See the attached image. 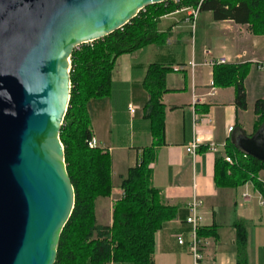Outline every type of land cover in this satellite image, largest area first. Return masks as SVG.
<instances>
[{
    "label": "crops",
    "instance_id": "crops-1",
    "mask_svg": "<svg viewBox=\"0 0 264 264\" xmlns=\"http://www.w3.org/2000/svg\"><path fill=\"white\" fill-rule=\"evenodd\" d=\"M200 18L201 13L192 27L191 10L164 17L159 32L170 31L167 43L119 57L112 73L111 95L89 103L93 139L100 149L109 153L112 164V194L97 201V222L112 226L113 206L123 196V179L139 164L144 151L153 148L150 121L145 112L148 95L143 82L148 68L159 64L173 71L166 78L169 92L162 99L166 108L165 136L164 144L153 149L152 184L166 203L177 209V216L156 234L153 263L195 264L189 248L192 227L186 219L188 206L197 196L203 201L201 227L217 233L216 238H201L200 264H237L233 228L237 221H243L248 229V263L264 264V216L257 217L255 212L257 206L264 208L259 204L255 188L248 183L237 190L218 189L214 182L215 164L225 151L207 150L209 143L238 145L244 133H252L255 103L264 101V36H254L248 26L232 21L215 22L213 16L207 17L206 25L203 21L199 24ZM221 59H225L226 65H251L245 80L248 101L245 112L235 106L234 88L214 86L216 95H208L214 83V67L205 63ZM191 62L197 65L194 70L189 67ZM179 66L187 69L175 72ZM194 95L204 97V101L195 106ZM130 106L137 108L134 115L130 113ZM232 126L234 130L229 133ZM198 137L205 145L193 157L186 152V147ZM99 218L103 219L102 224ZM180 238L183 245L179 244Z\"/></svg>",
    "mask_w": 264,
    "mask_h": 264
},
{
    "label": "trees",
    "instance_id": "trees-1",
    "mask_svg": "<svg viewBox=\"0 0 264 264\" xmlns=\"http://www.w3.org/2000/svg\"><path fill=\"white\" fill-rule=\"evenodd\" d=\"M185 9L211 13L215 22L232 21L248 26L254 36H264V0H175L143 10L130 24L114 34L76 49L71 57V93L67 113L60 133L65 164L71 180L75 205L63 229L55 264H154L155 236L166 223L174 220L177 209L169 206L152 184L154 147L164 144L165 111L163 96L166 78L173 70L159 64L148 68L143 88L148 95L146 118L150 121L153 148L144 151L139 164L130 169L121 183L122 198L113 206L111 227L97 223L96 203L111 197L113 184L111 157L105 150L91 149V118L88 105L104 99L112 92V73L116 60L151 45H164L170 31L159 32L161 20ZM251 65H215L214 85L220 89H235L237 110H248L245 80ZM254 137L264 129V101L254 106ZM227 155L236 160L233 165L219 157L215 164V186L218 189H240L248 183L264 194L260 176L264 164L245 157L237 144L227 146ZM237 264L248 263V229L237 221ZM199 238H216L214 229L199 228Z\"/></svg>",
    "mask_w": 264,
    "mask_h": 264
},
{
    "label": "water",
    "instance_id": "water-1",
    "mask_svg": "<svg viewBox=\"0 0 264 264\" xmlns=\"http://www.w3.org/2000/svg\"><path fill=\"white\" fill-rule=\"evenodd\" d=\"M175 0H0V264H55L75 205L60 133L71 57ZM239 148L264 164V129Z\"/></svg>",
    "mask_w": 264,
    "mask_h": 264
},
{
    "label": "built area",
    "instance_id": "built-area-1",
    "mask_svg": "<svg viewBox=\"0 0 264 264\" xmlns=\"http://www.w3.org/2000/svg\"><path fill=\"white\" fill-rule=\"evenodd\" d=\"M187 10H191V17H192L191 23H192V27H194L196 19H197L198 15H199V9H196V10L187 9ZM206 54L209 55L210 53L207 52ZM224 64H226L225 59H221L220 61H217V62L208 61V62L205 63L206 66H211V67H214L215 65H224ZM189 67L192 70H194V68H196L197 65H196V63L191 62L189 64ZM186 69L187 68L184 67V66H179V67H176L174 70H175V72H184ZM214 86H215L214 83H211V85H210L211 92L208 94L209 96H215L216 95ZM202 101H204V97H201V96H198V95H194L193 96V104L195 106L200 104ZM129 110H130V113L132 115H134L136 113V111H137V108L134 107V106H130ZM195 120L196 121L198 120V116H196ZM233 130H234V127L232 126V127H230L228 129V132L232 133ZM204 145H205L204 141L201 138L198 137L189 146L186 147V152L189 155L195 157V155L197 154L199 149H201V147H203ZM89 147L91 149L98 148L95 139H92V141L89 142ZM220 148H222L225 151V154H224L223 158L225 159V161L227 163H229L231 165L236 163L235 159H233L229 155H227V152H226L227 145L226 144L218 146V145H216L214 143H209L207 145V150L212 152V153H218L220 151ZM245 157H248V155L246 154ZM260 181L264 184V182L262 180H260ZM249 184H251L254 187V185L252 183H249ZM255 190H256V193H257L259 204H260V206L262 208H264V194L262 192H260L257 188H255ZM244 198L245 199H249V196L248 195H244ZM202 207H203V201L200 198H198L197 196H194L192 198L189 206H188L189 216L186 219V223L192 227V235H191V241H190V244H189V248H190V252H191V255H192L193 259H194V263L195 264H200V262H201V260L203 258L202 257L203 244H202L201 239L198 236V230L201 227V222H202V217H201V214H200V210H201ZM179 244L180 245L184 244V241H183L182 238L179 239Z\"/></svg>",
    "mask_w": 264,
    "mask_h": 264
},
{
    "label": "rangeland",
    "instance_id": "rangeland-1",
    "mask_svg": "<svg viewBox=\"0 0 264 264\" xmlns=\"http://www.w3.org/2000/svg\"><path fill=\"white\" fill-rule=\"evenodd\" d=\"M207 17H210V19H212V15L210 13H201V18L199 20V24L201 23V21H203L204 25H206L207 22ZM190 40V39H189ZM183 49V47H182ZM187 49V48H186ZM251 125L250 127H248L249 130H251ZM260 180H262L264 182V173L261 174L260 176ZM262 183V182H261ZM263 184V183H262ZM101 201V200H100ZM254 204H258L257 202V198H254L253 200ZM100 203V202H99ZM255 212L257 213V217H263L264 216V209H260L258 206L257 208H255ZM99 222L100 224H102L104 221L103 219L99 218ZM98 223V222H97Z\"/></svg>",
    "mask_w": 264,
    "mask_h": 264
}]
</instances>
